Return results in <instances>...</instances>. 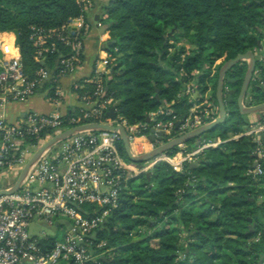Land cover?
<instances>
[{
	"label": "trees",
	"instance_id": "16d2710c",
	"mask_svg": "<svg viewBox=\"0 0 264 264\" xmlns=\"http://www.w3.org/2000/svg\"><path fill=\"white\" fill-rule=\"evenodd\" d=\"M83 13L78 0H0V32L15 33L26 72L34 77L41 64L30 38L33 28L65 30L69 19ZM106 13L115 40L107 47L114 60L104 74L106 91L130 123L146 121L163 103L173 108L164 121L175 124L189 115L193 102L183 93L181 67L189 74L184 79H194L203 95L212 90L216 103L220 67L239 53L258 50L264 40L259 30L264 28V0H110ZM179 38L192 45L182 64L176 61L184 48L169 52V40ZM54 41L56 48L45 52L44 63L58 71V60L70 47ZM246 69L243 60L226 74L235 79L223 88L235 90L233 101L226 103L227 121L207 133L223 140L221 145L205 149L200 163L187 164L183 172L160 163L138 185L132 179L121 189L118 206L96 231L112 249L105 264H264V157L262 172L251 174L255 135L232 138L248 128L236 104ZM255 70L248 93L257 104L264 102V58H257ZM80 82L84 87L74 91L93 89L92 83ZM257 135L264 151V130ZM119 149L126 157L122 142ZM139 228L145 233L131 235Z\"/></svg>",
	"mask_w": 264,
	"mask_h": 264
},
{
	"label": "built area",
	"instance_id": "2783aa9c",
	"mask_svg": "<svg viewBox=\"0 0 264 264\" xmlns=\"http://www.w3.org/2000/svg\"><path fill=\"white\" fill-rule=\"evenodd\" d=\"M78 2L83 11L92 5L91 0ZM88 31L84 14L69 19L65 30L33 28L30 38L37 47L35 59L41 64L34 77L26 72L15 33L0 32V105L26 100L45 83L53 90V98H59L62 91L59 78L79 65ZM49 40L52 41L46 45ZM54 40L70 47V53L58 60V71L44 63L45 52L56 48ZM174 50V47L169 48L170 53ZM189 54V49L180 52L177 64H182ZM113 60L108 54L97 61L93 74L84 79L93 84V89L82 93L75 91L83 105L74 113L28 112L15 122L0 119V181L4 182L10 172L15 178L0 190L15 185L27 161L48 139L75 125L94 121L122 125L131 153L137 156L217 118L219 111L211 94L200 93L194 79H184L189 74L181 67L179 79L183 81V93L193 102L189 115L179 120L181 123L176 127L178 121L175 124L172 119L164 121L165 116L173 113V108L163 103L156 111L148 113L146 121L130 123L118 113L114 99L107 95L104 74L109 72ZM83 87L80 81L73 83L75 90ZM244 100L245 105L252 104ZM111 108L116 112L115 119L106 116ZM159 116L162 118L158 119ZM172 118L176 119V115ZM262 130L264 123L260 119L248 131L255 135L258 145L255 165L249 171L253 175L262 172L260 164L264 151L257 135ZM151 134L155 137L153 141L149 138ZM120 142L117 130H87L73 134L41 155L16 192L0 195V264H105L103 257L106 258L112 249L107 247V240L97 238L96 231L118 206L120 191L126 183L152 173L156 165L165 162L183 172L187 164L194 165L205 149L218 147L223 140L203 137L198 146L180 143L176 150L164 151L142 163L123 156ZM195 181L193 175L191 182ZM31 225L35 234L30 232ZM54 227L56 229L51 232ZM59 230L63 232L61 239L56 238ZM144 233L145 229L139 228L131 235Z\"/></svg>",
	"mask_w": 264,
	"mask_h": 264
},
{
	"label": "water",
	"instance_id": "95a60500",
	"mask_svg": "<svg viewBox=\"0 0 264 264\" xmlns=\"http://www.w3.org/2000/svg\"><path fill=\"white\" fill-rule=\"evenodd\" d=\"M260 31L263 32L264 34V29ZM166 42V41H165ZM115 43V40H109L108 45H112ZM259 47L262 49V42H259ZM248 59L247 60V69L245 72V76L238 94V97L236 99V104L238 106V109L244 113V114H249V113H255V112H260L264 110V102L262 103H257V104H250V105H245L243 103L244 97L247 94V91L250 86V82L252 78L256 75L255 74V68H256V62H257V57L256 53L253 50H248L244 53H239L235 58H232L228 61H226L219 69V76H218V82H217V87H216V103L215 105L217 106L219 112L218 116L215 120L202 125L196 129H193L191 131H188L184 134H181L179 136H176L161 145L155 147L151 151L141 154V155H133L130 150V143L128 139L127 132L125 128L122 125L119 124H110L106 122H87V123H82L79 125H75L73 127L67 128L64 131L55 134L52 136L50 139H48L42 146H40L34 154L31 156V158L27 161L25 166L23 167L18 179L15 182V185L11 189H2L0 190V195L1 194H10L13 192H16L21 185L22 180L25 178L29 170L33 167V165L37 162V160L43 155L49 148H51L53 145L57 144L61 140L72 136L73 134L79 133V132H84L87 130H117L120 134L121 137V142L123 144V148L125 151L126 156L137 163H142L148 159H151L159 154H161L164 151L170 150L174 147H176L180 143L188 142L191 140H195V144L198 146L202 140L203 137H207V133L212 130L214 127L224 124L227 121L228 117V110L226 108V103L233 101L232 94L235 92L234 89H230L228 93H224V83L225 81L228 82H235V79L232 78H226L227 71L232 68L235 64L240 63L241 61ZM158 98V95H156ZM107 117H110L111 119L116 118V112L114 108H111L108 113L106 114ZM181 123V121H178L176 123V127ZM162 134V133H161ZM149 138L151 141L155 139L154 135L151 134L149 135ZM257 156V155H255ZM200 163V159H198L194 165H198ZM255 165V164H254ZM148 176L151 175V172L147 173ZM251 220V218H249ZM68 224V222H66ZM255 225V223L251 224L250 227ZM56 229V227L52 228L51 232H53ZM30 232L35 234L33 231V225L30 226ZM40 243L45 246L43 243V240H40ZM103 259H106L103 257ZM259 264H261V260L259 261Z\"/></svg>",
	"mask_w": 264,
	"mask_h": 264
},
{
	"label": "crops",
	"instance_id": "0c3cea01",
	"mask_svg": "<svg viewBox=\"0 0 264 264\" xmlns=\"http://www.w3.org/2000/svg\"><path fill=\"white\" fill-rule=\"evenodd\" d=\"M91 1L92 5L87 7L83 13L86 22L89 24V31L84 38L81 61L77 67L59 78V84L62 90L61 96L54 99L53 90L49 88L48 83H45L38 92L26 100L10 101L3 106L0 105V119L15 122L23 118L28 112L45 114L51 111H57L59 114H67L83 105L73 89V83L86 79L93 74L97 61L106 58L109 54L107 47L108 41L111 40L108 25L105 21L107 18L106 7L110 0ZM171 47H174V45ZM174 48L176 49V47ZM255 52L258 53L257 50H255ZM247 60L248 59H245L244 61L247 62ZM256 71L257 70H255V74L258 72ZM226 88L228 87H225V89ZM228 91L229 88L226 89L224 93H228ZM208 93L211 94V90L208 91ZM246 97L247 98L244 100L246 104H254L252 102V96L248 91ZM245 116V118H247L245 121L247 122L248 128L245 132L236 134L238 137L242 134H248L250 127L257 120L261 119V111L245 114ZM198 159H200V157Z\"/></svg>",
	"mask_w": 264,
	"mask_h": 264
},
{
	"label": "rangeland",
	"instance_id": "374dc122",
	"mask_svg": "<svg viewBox=\"0 0 264 264\" xmlns=\"http://www.w3.org/2000/svg\"><path fill=\"white\" fill-rule=\"evenodd\" d=\"M172 33L173 32H171V34ZM169 41L174 45V47H176V49H183L184 48V49L191 50V48H192V45L190 44V42H189V40L187 38L170 39ZM260 42H262V49L261 50H257L258 51L257 57H258V59L260 57L263 59L264 58V44H263L264 40L263 41H260ZM211 93H212V90H211ZM245 98H247V97H245ZM247 102H248V100H247ZM245 119L247 120V118H245ZM246 123L247 122L245 121V124ZM193 144H195V143H193ZM14 180H15V178L13 177L12 173L10 172L9 175H8V177H7V179H5L4 182L0 181V187H5V186L8 185V182L9 183H12V182H14ZM140 181H141L140 178H136V179H134V184L135 185H138L140 183ZM62 235H63V232L59 230V231H57L56 238L61 239L62 238Z\"/></svg>",
	"mask_w": 264,
	"mask_h": 264
}]
</instances>
